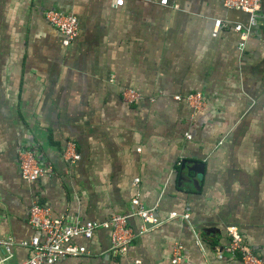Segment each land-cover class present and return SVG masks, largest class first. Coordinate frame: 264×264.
<instances>
[{
  "label": "crops",
  "instance_id": "obj_1",
  "mask_svg": "<svg viewBox=\"0 0 264 264\" xmlns=\"http://www.w3.org/2000/svg\"><path fill=\"white\" fill-rule=\"evenodd\" d=\"M116 1L0 0V238L14 240L12 261L30 253L33 202L69 225L101 223L129 213L135 193L161 223L139 234L130 217L125 257L98 228L75 240L87 255L56 264H170L175 241L184 264H242L226 252L229 226L264 260V18L239 52L233 27L248 16L224 0ZM47 10L77 19L68 45ZM127 89L140 98L125 102ZM194 92L202 111L184 99ZM19 147L55 174L24 181ZM183 160L203 165L196 186L178 179Z\"/></svg>",
  "mask_w": 264,
  "mask_h": 264
},
{
  "label": "built area",
  "instance_id": "obj_2",
  "mask_svg": "<svg viewBox=\"0 0 264 264\" xmlns=\"http://www.w3.org/2000/svg\"><path fill=\"white\" fill-rule=\"evenodd\" d=\"M123 0H117L116 6H121ZM169 0H159L161 5H167ZM225 8L235 9L244 12L248 16L246 25L236 24L233 29L238 33V50L242 52L245 42L251 32V27L257 23L258 18H264V1L262 0H224ZM46 21L56 28L62 35V43L68 45L78 34L77 19L61 12L47 10L43 12ZM222 21L215 20L214 33L221 27ZM122 98L127 103H133L140 98V95L132 90H124ZM179 100L180 97L176 96ZM194 112L202 111L205 102L200 92H194L184 97ZM186 138H190L185 134ZM64 161L73 164L80 156L73 143H67L62 152ZM17 167L21 178L26 182H34L39 179L50 177L55 174L49 162H41L37 153L26 147H19L17 150ZM137 183L138 179H134ZM132 210L126 214H114L108 220L96 223L80 221L69 225L62 217L51 215L47 207L33 202L28 210L27 223L33 231L31 239L22 245L27 246L29 255L20 260L12 261V247L14 240L10 236L0 238V264H56L70 258L87 255L85 246L75 242L76 239L89 240L93 232L98 228L110 230V252L118 257H125L128 254L129 246L135 238V234L128 226V219L136 216L140 219L139 234L150 231L160 225L155 215V208H145L138 200L135 193L131 199ZM175 212L169 214V219L184 218ZM228 245L226 252L232 259H238L242 264H264L257 253L246 245L235 227L226 228ZM185 252L181 242L172 243L170 251V264H184ZM127 264H141L139 259L129 260Z\"/></svg>",
  "mask_w": 264,
  "mask_h": 264
},
{
  "label": "water",
  "instance_id": "obj_3",
  "mask_svg": "<svg viewBox=\"0 0 264 264\" xmlns=\"http://www.w3.org/2000/svg\"><path fill=\"white\" fill-rule=\"evenodd\" d=\"M264 1V0H262ZM180 171L183 175H179V180H183L187 184L197 185V175L203 173V165L199 163L188 164L186 161L180 163Z\"/></svg>",
  "mask_w": 264,
  "mask_h": 264
},
{
  "label": "rangeland",
  "instance_id": "obj_4",
  "mask_svg": "<svg viewBox=\"0 0 264 264\" xmlns=\"http://www.w3.org/2000/svg\"><path fill=\"white\" fill-rule=\"evenodd\" d=\"M128 90V89H127ZM133 91V90H132Z\"/></svg>",
  "mask_w": 264,
  "mask_h": 264
}]
</instances>
